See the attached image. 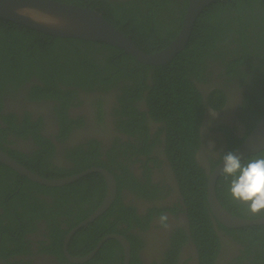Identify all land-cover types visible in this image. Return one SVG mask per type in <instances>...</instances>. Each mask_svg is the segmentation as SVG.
<instances>
[{
    "label": "trees",
    "instance_id": "1",
    "mask_svg": "<svg viewBox=\"0 0 264 264\" xmlns=\"http://www.w3.org/2000/svg\"><path fill=\"white\" fill-rule=\"evenodd\" d=\"M60 1L97 9L147 53L163 49L178 34L188 6V0ZM214 63L221 68L227 82H237L245 87L243 116L248 126L246 136L264 115V0H215L199 14L184 50L164 65L141 63L121 48L104 42L52 36L0 18V148L47 178L63 177L92 166H102L108 168L116 179L123 180V186H138L141 189L127 163H118L120 174L115 173L114 149L106 152L105 160L101 157L103 147L98 140H91L88 151L78 147L77 159L70 149L67 150V156L75 161L73 168L52 166L50 162L53 161H47V157L54 154L55 145L50 138L39 133L41 120H32L29 111H26L23 121L19 120L17 113L4 115L1 111L3 95L23 94V99L26 97L30 100L57 99L55 109L60 112L61 128L65 130L62 136L65 137L68 130L78 126L77 123L68 125V118L63 114L70 99L76 97L77 91L70 88L79 87L89 92L94 86L103 91L119 86L122 94L118 95L120 105L115 110L120 117L118 126L122 131L133 134L137 129L130 130V123L125 119L130 118L132 122V118H136L139 109L133 101L144 97L143 93L146 92L150 114L156 120L167 123L168 157L184 195L192 235L201 248L202 260L208 264L212 259L211 248L219 243L212 219L251 247L257 240L264 244V225L227 228L214 219L208 206V173L196 159L200 144L199 126L206 103L195 81L212 83L213 78L209 74L214 72L207 71ZM32 78L36 80L29 86ZM149 79L154 82L152 86L148 83ZM59 84L68 89H62ZM224 91L223 88L211 90L208 101L212 108L223 106L226 100ZM15 135L32 138L39 148L28 155L3 145L2 140L14 142L6 138ZM244 137L238 140L235 135L228 134L225 154L234 152ZM150 148L148 145L140 149L147 154ZM260 152L242 160L261 155ZM221 161L222 158L213 163L211 170ZM230 180L231 177L226 179L221 174L216 185L218 198L225 208L241 217H261L259 213L250 212L247 204L233 200L229 192ZM121 193L119 189L117 200L102 216L72 236L68 245L72 255H86L103 236L124 230L119 229V225L129 220L135 209L123 204ZM105 194V180L97 172L71 184L48 187L0 162V203L5 199L8 202V205L2 204L5 215L13 213V217L10 216L15 225L19 221L33 222L35 217H45L50 227L58 230V235H51L59 245L56 251L48 246L46 250L60 259L69 230L87 218L100 205ZM51 197L52 200H48ZM63 222H68L69 229H63ZM11 226L9 224L8 228L11 229ZM11 235L7 233L4 237ZM259 256L264 258V254ZM123 259L121 244L112 238L90 260L70 264H122ZM169 261L168 264H175L171 255Z\"/></svg>",
    "mask_w": 264,
    "mask_h": 264
},
{
    "label": "flooded vegetation",
    "instance_id": "2",
    "mask_svg": "<svg viewBox=\"0 0 264 264\" xmlns=\"http://www.w3.org/2000/svg\"><path fill=\"white\" fill-rule=\"evenodd\" d=\"M213 65L219 67L215 63ZM214 66L208 68L207 71L214 72L209 74L213 78L211 86L204 81H195L206 103L199 126L200 144L196 152V159L208 174L212 164L218 162L228 149L227 135L233 134L239 140L245 136L248 129L244 121L245 116H243L244 85L227 82L220 71L221 68L218 69ZM31 80L28 83L29 86L36 79L32 78ZM148 83L151 86L154 84L152 79H149ZM59 86L62 89L66 88L60 84ZM213 88H223L226 93L225 103L218 109L212 108L208 101L209 93ZM239 88L240 90H237ZM70 89L77 91L76 97L70 99L69 106L63 114L68 118L66 119L68 125L77 123L78 126L68 130L65 137L62 136L65 130L61 128L60 112L55 109V104L59 101L57 99L30 100L26 97L23 99V94L3 95L4 103L1 114L7 115L14 112L17 113L19 120L23 121L26 111H29L32 120H41L42 125L39 133L50 138L55 145L54 154L50 158L47 157V161H53V163L50 162L52 166L60 167L61 164L66 168H73L75 161L67 156V150L70 149L77 159V151L80 149L78 147L81 146L83 150L85 148L88 151L91 140L101 142L103 147V156L101 157L105 160L106 152L114 149L116 160L114 171L116 174H120L118 163H127L130 173L141 186V189H138V186L126 187L123 186V180L116 179L118 194L119 189L122 192L120 198L123 204L135 209L134 215L129 220L121 222L118 227L119 229L124 228L126 231L116 232L125 236L131 246L129 264H168L170 255L175 264H207L202 260L201 248L192 235L184 195L168 157L167 123L164 120H156L150 114L145 99L146 92L143 93L144 97L132 100L139 111L136 112V118H132L133 125L130 118L125 119L128 124L130 123L128 125L130 130L137 129L133 134H130L122 131L118 126L120 117L115 113L116 108L120 105L118 95L122 94L119 86H113L109 91H103L102 88L96 86L89 92L79 87ZM146 91L148 92V90ZM100 111L101 113H99ZM9 137L6 139L14 140V142L7 143L2 140V143L11 149L31 155L35 153V148H39L32 138L24 139L16 135ZM246 137L247 135L244 139ZM148 145L151 146L149 152L143 153L140 148ZM138 147L139 150L136 151ZM48 200H52V197ZM3 203L8 205V202L5 199L0 203L2 218V222H0V264L72 263L64 249L65 240L61 249L62 259L53 252H47L46 246L50 250L56 251L59 245L55 243L51 235H58V230L51 228L45 217H35L33 222L19 221L15 225V222L12 221L13 213L5 215V210L2 208ZM162 213L169 216L170 226L167 229L162 228L158 220ZM259 214L264 217V212ZM67 223L63 222V229H69ZM212 223L219 236V243L211 248V252L216 254L212 252V259L208 264H264V258L259 256V254H264L263 243L257 240L251 247L250 244L243 243L238 235L235 237L219 226L213 219ZM9 224L12 225L11 229L8 228ZM7 233H11L12 238L4 237V234ZM68 245L67 253L72 255ZM122 264H124V259Z\"/></svg>",
    "mask_w": 264,
    "mask_h": 264
},
{
    "label": "water",
    "instance_id": "3",
    "mask_svg": "<svg viewBox=\"0 0 264 264\" xmlns=\"http://www.w3.org/2000/svg\"><path fill=\"white\" fill-rule=\"evenodd\" d=\"M215 0H188L181 28L178 34L163 49L147 53L135 42L104 17L102 12L87 6H79L60 0H0V18L30 27L43 33L65 37L100 41L121 48L125 53L133 55L139 62L149 65H164L184 50L189 42L194 24L206 6ZM264 150V115L233 152L241 159ZM0 162L11 167L20 175L39 184L56 187L71 184L93 172L100 173L106 183V194L100 205L84 220L74 226L66 235L64 249L72 263H83L90 260L108 239L118 240L124 253V264H129L131 246L121 234H107L101 238L96 247L85 256H71L67 253V245L71 237L82 227L103 215L115 202L118 194L115 175L105 167L92 166L81 172L57 178H47L30 170L10 154L0 148ZM223 161L208 174L207 202L212 216L221 225L238 229L253 225H264V217L245 218L230 212L221 203L216 192L217 180L222 174Z\"/></svg>",
    "mask_w": 264,
    "mask_h": 264
},
{
    "label": "clouds",
    "instance_id": "4",
    "mask_svg": "<svg viewBox=\"0 0 264 264\" xmlns=\"http://www.w3.org/2000/svg\"><path fill=\"white\" fill-rule=\"evenodd\" d=\"M260 153L262 154L246 161L233 152H228L222 157V174L226 179L231 177V197L247 204L248 210L253 214L264 212V151ZM158 220L162 228L167 229L170 226L166 213H162Z\"/></svg>",
    "mask_w": 264,
    "mask_h": 264
},
{
    "label": "bare ground",
    "instance_id": "5",
    "mask_svg": "<svg viewBox=\"0 0 264 264\" xmlns=\"http://www.w3.org/2000/svg\"><path fill=\"white\" fill-rule=\"evenodd\" d=\"M225 80H227V79H225ZM0 121H1V118H0ZM253 130V129H252ZM43 135V134H42ZM45 136V135H44ZM37 145V144H36ZM218 165V164H217ZM216 165V166H217ZM102 167V166H101ZM11 168V167H10ZM106 168V167H105ZM109 170V169H108ZM111 172V171H110ZM221 176V175H220ZM116 178V177H115ZM234 214V213H233ZM236 215V214H235ZM238 216V215H237ZM241 217V216H240ZM246 218V217H245ZM76 226V225H75ZM111 234H113V233H111ZM114 234H118V233H114ZM70 255V254H69ZM71 256H74V255H71Z\"/></svg>",
    "mask_w": 264,
    "mask_h": 264
},
{
    "label": "rangeland",
    "instance_id": "6",
    "mask_svg": "<svg viewBox=\"0 0 264 264\" xmlns=\"http://www.w3.org/2000/svg\"><path fill=\"white\" fill-rule=\"evenodd\" d=\"M209 89H211V88H209ZM48 104H49V106L51 107V104H50V103H48ZM37 106H39V105H37ZM51 108H52V107H51ZM25 211H26V210H25ZM25 211H24V212H25ZM24 212H23V213H24ZM7 237L12 238V236H7Z\"/></svg>",
    "mask_w": 264,
    "mask_h": 264
}]
</instances>
